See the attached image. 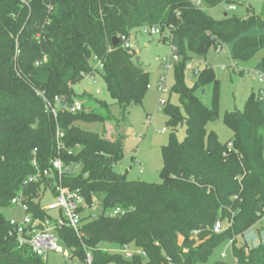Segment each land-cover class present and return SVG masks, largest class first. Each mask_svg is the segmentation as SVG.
Segmentation results:
<instances>
[{"label":"trees","instance_id":"trees-1","mask_svg":"<svg viewBox=\"0 0 264 264\" xmlns=\"http://www.w3.org/2000/svg\"><path fill=\"white\" fill-rule=\"evenodd\" d=\"M201 2L212 9L234 1ZM144 27L167 30L180 57L170 89L179 105L168 103L164 109L171 133L162 148L160 184L130 180L115 170L124 155L120 133L108 139L80 126L119 123L142 103L150 74L121 40L113 46L112 39L129 38ZM222 46L234 61H248L264 50V6L260 14L248 10L239 18L224 13L217 20L193 0H0V264H46L8 237L1 211L10 209L23 181L34 173V157L46 169L58 155L57 127L63 133L61 159L81 166L77 175L64 177L63 185L83 196L89 207L94 197L101 202L97 218L82 219L84 247L71 229L58 231L80 261L90 251L93 264H204L216 245L232 240L234 262L213 264H264V241L251 249L236 242L264 214V83L243 112L225 113L233 137L224 144L206 128L219 114L213 68L198 71L192 87L185 82L192 56L204 57L210 47ZM95 57L102 69L95 68ZM255 71L264 78V55ZM95 74L118 106L119 120L110 104L75 92L76 84ZM208 85L209 106L199 97ZM57 97L68 104L81 102V111H59L55 118L47 103L53 106ZM180 125L186 134L181 142L176 137ZM40 190L41 184H33L26 194L33 215L45 218L33 201ZM115 208L123 213L107 215ZM223 220L228 228L215 232ZM103 243L133 247L142 255L127 258L101 249Z\"/></svg>","mask_w":264,"mask_h":264},{"label":"rangeland","instance_id":"rangeland-1","mask_svg":"<svg viewBox=\"0 0 264 264\" xmlns=\"http://www.w3.org/2000/svg\"><path fill=\"white\" fill-rule=\"evenodd\" d=\"M232 4L220 5L218 7L208 9L202 4V8L214 19H221L224 13L236 15L239 18H245L247 11L252 10L255 14H260L264 6V0H233ZM236 6V10L232 11L231 6ZM141 35V40L136 42L134 38ZM133 38V39H132ZM132 41L133 60L141 64V66L150 73L149 86L140 105H134L129 109L124 120L119 123L109 121L104 124H80L81 128L98 132L101 136L108 139H116L119 133L123 136V159L116 165L115 170L118 173H127L130 180H142L148 183L160 184L159 176L163 167L162 148L169 142L171 129L167 127V116L164 112L166 105H179L178 96L171 93L170 89L174 83L173 67L169 70L165 69V63H159L156 59H171L172 52L170 46V35L167 30H157L155 34L144 33L143 28L135 30L128 38ZM264 55V50H259L248 61H234L227 47L222 46L221 50L210 47L204 57L192 56L186 63L185 82L188 87H192L195 83L197 72L201 71L207 65H210L219 82V114L216 121L207 125V130L214 131L221 143H228L232 140L233 133L224 124V115L226 112H243L245 105L252 93H257L263 87L260 74L255 71V66ZM178 56V55H177ZM166 78V84L169 91L161 94L158 90L160 77ZM77 94L89 93L100 101H104L111 105L113 115L117 120L120 119L119 108L110 98L105 83L99 74L94 77L86 75L85 78L74 86ZM212 86L205 87L203 93H199L202 102L209 106L211 98ZM164 99L167 104L159 108V101ZM264 133V131H263ZM185 126L180 125L176 129V137L179 142L185 139ZM54 201L53 196L47 191L43 197L42 205L46 206ZM94 209L92 212L100 211V199L94 197L92 200ZM89 206V204H88ZM2 214L6 218H18L22 216V212L18 208H10L2 210ZM52 215L55 211L51 212ZM220 224V231L226 230L229 226L227 220H223ZM250 235H253L254 242ZM259 240V241H258ZM264 240V214L260 220L246 231L241 237H236L238 246H246L248 249L254 248ZM181 242V239H180ZM232 240L224 241L216 245L207 262L204 264H213L215 261L221 260L226 263H233L234 259L231 253ZM63 253L66 249L60 245ZM101 249L109 252L120 253L123 249L117 245L103 243ZM132 250L133 247H129ZM133 250H135L133 248ZM224 255V256H223ZM46 264H69L64 255L49 252L45 258ZM77 264V263H74ZM179 264V263H170Z\"/></svg>","mask_w":264,"mask_h":264},{"label":"built area","instance_id":"built-area-1","mask_svg":"<svg viewBox=\"0 0 264 264\" xmlns=\"http://www.w3.org/2000/svg\"><path fill=\"white\" fill-rule=\"evenodd\" d=\"M196 6L201 7V0H193ZM232 11L236 10V6H231ZM157 28H147L144 27V33L155 34ZM122 42V47L128 50L129 54H132L133 45L128 38L121 36L119 38ZM171 59H156L159 63H165V69L169 70L178 61V56L176 54L175 48L171 46ZM217 50H221L218 48ZM96 62L95 68L102 69V64L99 59L94 58ZM91 77H94L91 76ZM261 81L264 83V78L260 75ZM158 90L161 94H166L169 88L166 84V78L164 76L160 77L158 83ZM166 101L161 99L159 101V108L164 106ZM47 107L56 118L59 111L64 112H77L81 111L82 103L75 101L72 104H68L63 98L57 97L55 99V104L52 106L47 103ZM63 138V133L57 127L55 133L57 156L52 158L49 162V166L46 169H40L36 157L32 160V167L34 168V173L25 179L20 187L17 195L11 200L10 208H18L22 212V216L18 218H7L8 220V237L13 239L19 247L27 246L32 252L42 257L44 260L49 252H54L58 254H63L65 260L69 264H93V257L90 251L85 252V257L83 261L74 257L71 250L66 248L58 234V231L63 228H69L73 231L75 236L81 241L83 247L84 233L82 231V219L89 215L90 218L95 219L99 215L100 211L97 213L92 212L94 207H89L83 198L77 191H72L65 185H63V179L68 175H77L81 171V166L79 164L66 165L60 157V152L64 148L61 140ZM35 156V151H34ZM33 184H41V190L33 201L39 203L41 210H43L47 217L40 218L35 217L29 208V197L26 194V189ZM49 191L53 196L54 201L46 206L42 205V200L45 193ZM55 211L52 215L51 212ZM123 211L120 208H115L107 215L115 217L121 215ZM62 245L66 252L63 253ZM121 253L125 257L129 258L135 254L142 255L141 251L138 249L130 250L129 246H124ZM224 256V255H223Z\"/></svg>","mask_w":264,"mask_h":264},{"label":"water","instance_id":"water-1","mask_svg":"<svg viewBox=\"0 0 264 264\" xmlns=\"http://www.w3.org/2000/svg\"><path fill=\"white\" fill-rule=\"evenodd\" d=\"M119 44V39L118 38H113L112 39V45L113 46H116V45H118ZM215 232H220V224H219V222H217L216 224H215Z\"/></svg>","mask_w":264,"mask_h":264},{"label":"crops","instance_id":"crops-1","mask_svg":"<svg viewBox=\"0 0 264 264\" xmlns=\"http://www.w3.org/2000/svg\"><path fill=\"white\" fill-rule=\"evenodd\" d=\"M133 39V38H132ZM134 40L136 41V42H139V40H141V35H139V36H137L136 38H134ZM131 43H132V41H131ZM150 74V73H149ZM259 74V73H258ZM261 75V74H260ZM250 237H251V239H252V241L254 242V236L253 235H250ZM256 239V238H255ZM259 241V240H258ZM264 241V240H263ZM260 243L258 242V245H259ZM257 245V246H258ZM256 247V246H255Z\"/></svg>","mask_w":264,"mask_h":264}]
</instances>
